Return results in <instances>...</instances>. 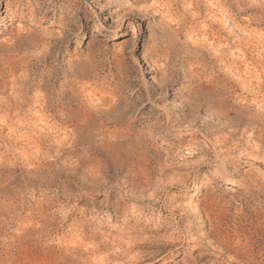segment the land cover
Returning <instances> with one entry per match:
<instances>
[{
    "label": "rangeland",
    "instance_id": "rangeland-1",
    "mask_svg": "<svg viewBox=\"0 0 264 264\" xmlns=\"http://www.w3.org/2000/svg\"><path fill=\"white\" fill-rule=\"evenodd\" d=\"M216 250L264 264V0H0V264Z\"/></svg>",
    "mask_w": 264,
    "mask_h": 264
},
{
    "label": "bare ground",
    "instance_id": "bare-ground-1",
    "mask_svg": "<svg viewBox=\"0 0 264 264\" xmlns=\"http://www.w3.org/2000/svg\"><path fill=\"white\" fill-rule=\"evenodd\" d=\"M192 1H193V0H192ZM203 2H204V1H203ZM189 4H191V3H189ZM164 5H165V4H164ZM191 5H192V4H191ZM193 5H194V4H193ZM199 6H200V5H199ZM197 7H198V5H197ZM151 8H152V7H151ZM193 8H194V7H193ZM198 10H199V9H198ZM190 11H191V10H190ZM193 13H194V12H193ZM196 16H197V15H196ZM123 17H124V16H123ZM126 19H128V18H127V17L122 18V21H124V20H126ZM203 41H204V40H203ZM203 41H202V42H203ZM189 43H190V42H189ZM191 44H192V43H191ZM193 45H194V44H193ZM200 45H201V44H200ZM213 45H214V44H213ZM216 45H217V44H216ZM187 48H188V47H187ZM187 48H186V49H187ZM212 49H213V48H212ZM214 49H215V48H214ZM257 85H258V84H257ZM251 86H252V85H251ZM225 88H226V87H225ZM243 89H244V88H243ZM246 89H247V88H246ZM251 89H252V88H251ZM251 89H250V90H251ZM4 91H5V90H4ZM252 91H253V90H252ZM246 92H247V91H246ZM2 96H3V95H2ZM222 96H223V95H222ZM17 97H18V96H17ZM1 99H2V98H1ZM215 99H216V98H215ZM219 99H220V98H219ZM213 100H214V99H213ZM218 101H220V100H218ZM17 102H18V101H17ZM220 102H222V101H220ZM223 103H224V102H223ZM219 104H220V103H219ZM224 105H225V104H224ZM6 107H7V106H6ZM213 107H214V106H213ZM236 107H237V106H236ZM243 107H244V106H243ZM2 108H3V107H2ZM211 108H212V107H211ZM226 108H227V107H226ZM233 108H234V107H233ZM262 108H263V107H262ZM220 109H221V108H220ZM220 109H219V110H220ZM232 110H233V109H232ZM243 110H244V108H243ZM220 111H221V110H220ZM247 111H248V110H247ZM243 112H244V111H243ZM248 112H249V111H248ZM222 113H225V112H222ZM239 113H240V112H239ZM228 114H230V113L228 112ZM247 114H248V113H247ZM216 115H217V114H216ZM221 115H222V114H221ZM241 115H242V114L240 113V116H241ZM248 115H249V114H248ZM238 116H239V115H238ZM243 116H245V115H243ZM223 117H224V116H223ZM223 117H222V118H223ZM241 117H242V116H241ZM257 117H258V116H257ZM231 118H232V117H230L229 120H231ZM235 118H236V117H235ZM262 118H263V117H262ZM236 119H238V118H236ZM244 119H245V118H244ZM253 119H254V118H253ZM258 119H259V118H258ZM218 120H219V119H218ZM232 120H233V119H232ZM246 120H247V119H246ZM246 120H245V121H246ZM248 120H249V119H248ZM256 120H257V119H256ZM256 120H255V121H256ZM213 121H214V120H213ZM250 121H251V120H250ZM224 122H225V121H224ZM256 122H257V121H256ZM217 123H218V122H217ZM229 123H230V122H229ZM232 123H234V122H232ZM237 123H238V121H237ZM246 123H247V122H246ZM248 124H249V123H248ZM259 124H260V123H259ZM245 125H246V124H245ZM255 125H256V123H255ZM262 125H263V124H262ZM222 126H224V125H222ZM222 126H221V127H222ZM227 126H228V125H227ZM232 126H233V125H232ZM247 126H248V125H247ZM41 127H42V126H41ZM186 128H187V127H186ZM252 128H254V127H252ZM25 130H26V129H25ZM189 130H190V129H189ZM75 132H76V131H75ZM32 136H33V135H32ZM205 136H206V135H205ZM205 136H204V137H205ZM206 137H207V136H206ZM208 138H209V137H208ZM262 138H263V137H262ZM262 138H261V139H262ZM206 139H207V138H206ZM15 140H16V139H15ZM20 142H21V141H20ZM260 146H261V145H260ZM216 152H217V151H216ZM218 159H219V158H218ZM216 161H217V160H216ZM221 165H222V164H221ZM163 167H164V166H163ZM160 173H161V172H160ZM144 186H145V185H144ZM149 187H150V186H149ZM157 232H158V231H157ZM146 235H147V234H146ZM143 238H144V237H143ZM136 240H137V239H136ZM137 241H138V240H137ZM141 241H142V240H141ZM151 241H152V240H151ZM154 241H155V240H154ZM156 241H157V240H156ZM134 242H135V241H134ZM148 243H149V242H148ZM130 244H131V243H130ZM125 246H126V245H125ZM117 252H118V251H117ZM78 258H79V257H78ZM128 260H129V259H128ZM132 260H134V259H132ZM70 263H71V262H70Z\"/></svg>",
    "mask_w": 264,
    "mask_h": 264
},
{
    "label": "clouds",
    "instance_id": "clouds-1",
    "mask_svg": "<svg viewBox=\"0 0 264 264\" xmlns=\"http://www.w3.org/2000/svg\"><path fill=\"white\" fill-rule=\"evenodd\" d=\"M255 2V0H254ZM162 74V73H161ZM148 77L146 76L145 79H147ZM112 95H115L119 98V94L115 91L112 92ZM225 151H227V148L224 149ZM207 220V217H204ZM167 239L171 240V237H168ZM213 256L216 259V264H223V261L220 259V253L219 250H216L213 252Z\"/></svg>",
    "mask_w": 264,
    "mask_h": 264
},
{
    "label": "snow or ice",
    "instance_id": "snow-or-ice-1",
    "mask_svg": "<svg viewBox=\"0 0 264 264\" xmlns=\"http://www.w3.org/2000/svg\"><path fill=\"white\" fill-rule=\"evenodd\" d=\"M228 175H229V176H233L234 173H233L232 171H229V172H228Z\"/></svg>",
    "mask_w": 264,
    "mask_h": 264
}]
</instances>
